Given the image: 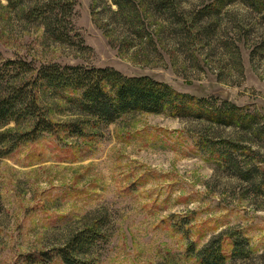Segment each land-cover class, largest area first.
<instances>
[{
    "label": "rangeland",
    "instance_id": "1",
    "mask_svg": "<svg viewBox=\"0 0 264 264\" xmlns=\"http://www.w3.org/2000/svg\"><path fill=\"white\" fill-rule=\"evenodd\" d=\"M103 1L75 0L79 36L70 45L47 36L26 5L0 0V61L147 76L215 107L233 104L255 118L253 127L132 112L110 124L84 119L81 134L59 127L20 140L0 158V264H63L57 250L89 228L103 239L87 264H199L196 252L216 237L226 264H264L262 14L248 0H225L213 16L203 9L215 0H178L185 27L141 10L137 37L128 24L110 21ZM42 104L55 130L80 119L51 96ZM32 127L29 119L0 132L20 136ZM229 150L228 163L221 156ZM238 235L245 258L232 255Z\"/></svg>",
    "mask_w": 264,
    "mask_h": 264
},
{
    "label": "trees",
    "instance_id": "2",
    "mask_svg": "<svg viewBox=\"0 0 264 264\" xmlns=\"http://www.w3.org/2000/svg\"><path fill=\"white\" fill-rule=\"evenodd\" d=\"M5 1L13 8L26 5L28 16L42 25L45 34L55 42L71 45L72 40L79 36L73 31L71 22L75 0ZM103 2V6L110 13V21L116 23L121 20L125 25L128 24L129 28L134 29L132 33L137 37H143L141 10L150 9L153 13L166 15L167 19L171 20L172 29L185 27L188 22L178 0H138V2L110 0V5L108 0ZM248 2V5L261 13L264 19V0H248ZM225 5V0H215L203 11L209 16L218 15ZM111 6H115V10H112ZM92 15L94 21V11ZM97 25L101 29L104 28L98 23ZM193 27L194 24L191 25V28ZM103 33L109 34L108 30H103ZM48 96L70 107L80 118L79 121L59 124L55 130L54 124L47 117L50 109L42 104V99ZM164 111L172 116L184 114L226 127L237 126L244 131H250L255 120L252 116L244 115L241 109L233 104L223 102L221 106L215 107L204 100H195L178 93L167 84L147 76L126 77L111 68L83 65L46 64L34 68L22 60L0 61V128L11 122L17 123L29 119L33 122L31 131L20 136L0 132V158L11 152L20 140L33 139L37 134L58 132L60 128L72 134H81V127L85 124L84 119L110 124L127 113L158 114ZM238 145L239 143L233 142L231 150H236ZM231 150L223 152L221 159L229 163ZM245 171L244 179L252 180L251 171ZM262 187L264 188V184ZM99 239H103V235L95 228L77 232L70 237L63 248L57 250V256L63 264H87L84 257L91 254ZM245 245L246 240L239 235L233 239V257H247L248 253L244 251ZM196 255L199 264H226L227 255L222 250L220 237L211 239L196 252Z\"/></svg>",
    "mask_w": 264,
    "mask_h": 264
}]
</instances>
